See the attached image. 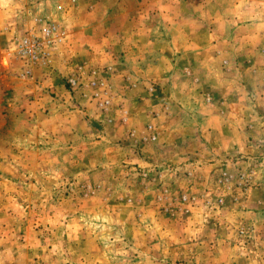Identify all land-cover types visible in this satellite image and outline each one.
Returning a JSON list of instances; mask_svg holds the SVG:
<instances>
[{"label":"rangeland","instance_id":"obj_1","mask_svg":"<svg viewBox=\"0 0 264 264\" xmlns=\"http://www.w3.org/2000/svg\"><path fill=\"white\" fill-rule=\"evenodd\" d=\"M0 264H264V0H0Z\"/></svg>","mask_w":264,"mask_h":264},{"label":"built area","instance_id":"obj_2","mask_svg":"<svg viewBox=\"0 0 264 264\" xmlns=\"http://www.w3.org/2000/svg\"><path fill=\"white\" fill-rule=\"evenodd\" d=\"M51 29H45V34L51 35ZM17 48L20 53L26 55L27 57L36 58V55L41 54L42 48L40 43H38L34 38L23 37L18 40Z\"/></svg>","mask_w":264,"mask_h":264},{"label":"bare ground","instance_id":"obj_3","mask_svg":"<svg viewBox=\"0 0 264 264\" xmlns=\"http://www.w3.org/2000/svg\"><path fill=\"white\" fill-rule=\"evenodd\" d=\"M3 62H5V60Z\"/></svg>","mask_w":264,"mask_h":264}]
</instances>
